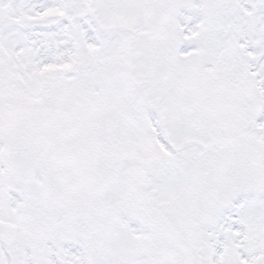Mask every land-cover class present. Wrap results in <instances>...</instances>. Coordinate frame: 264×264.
Listing matches in <instances>:
<instances>
[{
  "label": "snow or ice",
  "instance_id": "obj_1",
  "mask_svg": "<svg viewBox=\"0 0 264 264\" xmlns=\"http://www.w3.org/2000/svg\"><path fill=\"white\" fill-rule=\"evenodd\" d=\"M0 264H264V0H0Z\"/></svg>",
  "mask_w": 264,
  "mask_h": 264
}]
</instances>
